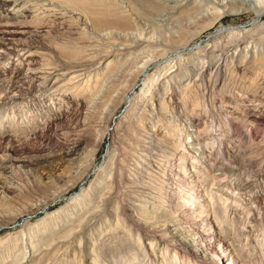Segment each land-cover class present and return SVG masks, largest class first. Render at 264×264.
Segmentation results:
<instances>
[{
    "label": "rangeland",
    "instance_id": "374dc122",
    "mask_svg": "<svg viewBox=\"0 0 264 264\" xmlns=\"http://www.w3.org/2000/svg\"><path fill=\"white\" fill-rule=\"evenodd\" d=\"M236 8L190 44L254 29L256 13ZM74 25L0 5V264H264V66L237 58L216 84L195 81L202 52L186 46L181 65L176 49L158 55L146 86L140 71L103 81L120 56L109 31L97 78L39 91L31 71L70 61Z\"/></svg>",
    "mask_w": 264,
    "mask_h": 264
},
{
    "label": "bare ground",
    "instance_id": "6f19581e",
    "mask_svg": "<svg viewBox=\"0 0 264 264\" xmlns=\"http://www.w3.org/2000/svg\"><path fill=\"white\" fill-rule=\"evenodd\" d=\"M116 1L117 2L114 0H0V5L7 6L11 11L17 13L30 12L33 17L50 20L71 16L75 21V33L72 35V39L63 42L65 45H70L73 40L71 43L72 49L71 47L67 48V52L70 53V61L61 63L58 60H48L42 66L34 68L31 71L33 76H37L41 79L39 91L47 90L52 94H56L60 90L68 89L76 80L81 81L88 78L87 81L90 82V80L98 74L97 71H100L101 66L107 62L106 57L101 61H99V59H102L100 53L101 47L104 46V42H101V40H103L102 38L106 35L107 37H105V39L108 38L110 34L109 31L112 35L114 34L116 36V40L105 42V44L111 48L109 49V53L112 54V52L116 51L119 52L120 56L107 62L105 68L101 69L103 71L100 75H103V81L125 74L132 75L140 71V73H142L141 75L146 78L144 80V85L146 86L147 83H145V81L147 82L148 80L147 67L149 64L155 61L158 55H166L167 51H169L168 49L171 48L176 49V55L170 57L171 62L174 63V66L181 65L187 58L183 56L186 46H188L190 50L197 49L198 52H202L200 54L203 57L205 56V58L201 57V68L193 79L195 81H198L199 78L203 79L202 77H207L209 81H211V77V79L213 78L215 81L214 84H216L217 81L221 80L222 76L227 73L229 68L231 70L238 68L234 65V63L237 62V58H245V60H242V64L245 62L246 65H249V63L254 62L255 64L256 62L264 66V21L261 20V17L264 15V0ZM234 7L237 8L233 10L238 12L241 10L254 11L256 13V18L252 23L256 27H253L254 29L249 30L241 36V33L246 31L244 27L221 25L214 33L208 35L209 39L212 41H210L211 43H208L207 46L202 48L201 43L198 42L190 44L191 40L202 31L201 29L206 27L209 28L210 25L212 26V20L224 14L229 8ZM195 27H200V29L193 31ZM98 30L103 32V34H99ZM225 34L231 35L228 39L229 44L235 41H238V43L233 51L229 49L226 55H222L223 52L220 53L219 51L222 49L221 38ZM77 35L79 38H76ZM244 39H249V41L242 42ZM250 39L252 40L250 41ZM242 44H245V46L239 48ZM106 52L108 51H104L103 53ZM241 54H243V57ZM160 57L162 58V56ZM218 57L219 61L216 66L212 68L214 59ZM95 63H99L100 66L91 67ZM90 67L91 69L88 70ZM253 67L255 68V66ZM75 68L79 70L76 72L72 71ZM71 71L74 72V74L70 76L72 73ZM95 77L97 78V76ZM174 77L175 76H170L169 79ZM255 85L256 84H254V86ZM184 88H186V90L189 89V83ZM194 122H196L195 118L193 120V123ZM138 185H135L132 191L135 196H137V201L145 202V199L148 197L146 194L141 195L142 188ZM81 194L76 197H82ZM134 205L138 206L137 204ZM134 205L132 206L134 207ZM85 211L88 214V211H92V209L87 207ZM201 245L202 244L197 243L199 248L203 247ZM31 253L32 251H29V254L27 252L23 258L30 257ZM20 262L23 263V261Z\"/></svg>",
    "mask_w": 264,
    "mask_h": 264
}]
</instances>
